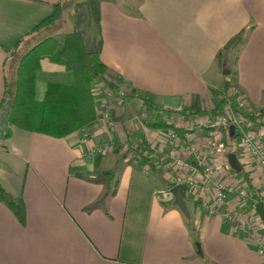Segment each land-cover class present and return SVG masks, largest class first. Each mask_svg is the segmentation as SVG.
Here are the masks:
<instances>
[{
	"label": "crops",
	"instance_id": "0c3cea01",
	"mask_svg": "<svg viewBox=\"0 0 264 264\" xmlns=\"http://www.w3.org/2000/svg\"><path fill=\"white\" fill-rule=\"evenodd\" d=\"M100 1L101 35L89 0H0V183L26 205L22 225L0 201V264H264L249 233L224 216L231 212L247 221L239 194L230 193L212 215L186 185L187 217L174 204L169 185L177 184L178 170L168 157L181 154L188 169L196 165L208 135L204 123L211 118L190 110L217 107L225 91L226 97L242 91L257 112L252 131L263 129L264 0ZM57 3L66 21L56 36L59 44L67 33L80 31L87 50L100 52L108 76H119L120 89L129 91L121 106L106 104L94 91L97 118L86 126L87 140L78 131L54 137L10 126L13 101L4 99L9 53ZM248 26L253 28L246 41L221 65L222 47ZM41 66L39 101L49 79L71 78L58 56L42 59ZM228 80L234 86L226 90ZM106 113L116 131L108 145ZM157 115L195 130L171 140V128L148 125L160 120ZM135 136L153 149L145 152L152 165L124 152V137ZM235 142L222 137L215 178L249 191L244 170L251 191L263 196L264 174ZM229 144L241 172L223 150ZM102 146L105 151L89 153Z\"/></svg>",
	"mask_w": 264,
	"mask_h": 264
},
{
	"label": "trees",
	"instance_id": "16d2710c",
	"mask_svg": "<svg viewBox=\"0 0 264 264\" xmlns=\"http://www.w3.org/2000/svg\"><path fill=\"white\" fill-rule=\"evenodd\" d=\"M101 1L89 0L95 27L101 35ZM66 24L62 15V4L55 5V11L42 22H40L32 32L18 43L9 53L6 61L5 94L4 99L13 101L10 114V126H17L22 129L48 134L54 137H65L75 131L87 133L86 126L97 118V108L95 100V84L103 81L112 90H117L122 84L119 76H108L109 67L102 60L100 52L88 51L84 37L80 31L74 29L64 37L63 44L60 45L56 36ZM253 26L241 29L233 35L218 53L220 64L224 60H229L232 54L239 50L251 32ZM222 53L226 54L223 59ZM58 56L62 59L66 71L70 74L68 80L49 79L47 90L42 100H37V80L41 70V61L46 57ZM234 86L230 80L226 81V90ZM223 92V91H222ZM227 91L223 94L220 105L213 109H191V114L208 113L210 120H214L222 112V104L226 100ZM147 105L153 110H158L157 105L149 98L143 97ZM159 121L148 122L153 128H171L181 138H187V134L195 129H185L178 127L174 123H168L157 115ZM209 130V129H208ZM7 138L10 137V131ZM225 137V136H224ZM237 134L230 136V141L237 140ZM226 140V139H225ZM142 143L137 148V155L131 159H137L144 163H151L145 152H152L150 144L141 139ZM231 149L227 150L229 152ZM231 150L229 152L232 153ZM142 162V163H143ZM142 166V165H141ZM245 181L248 186L251 181L243 170ZM82 176L89 177L84 173ZM170 188L174 186L171 183ZM248 191L250 201L260 202L264 198L253 190ZM0 201L8 205L16 218L22 225L26 224V205L21 196L10 193L0 183Z\"/></svg>",
	"mask_w": 264,
	"mask_h": 264
},
{
	"label": "built area",
	"instance_id": "2783aa9c",
	"mask_svg": "<svg viewBox=\"0 0 264 264\" xmlns=\"http://www.w3.org/2000/svg\"><path fill=\"white\" fill-rule=\"evenodd\" d=\"M121 87V85H120ZM112 90V89H111ZM103 81H98L95 84V94L98 98L110 105H123L125 95L129 91L122 89L112 90ZM223 97V96H222ZM111 101V102H110ZM222 112L217 115L214 120H208L204 123L208 130V135L204 141L203 148L198 156V162L193 168L188 169L186 158L181 154L171 153L168 157L172 160L173 165L177 168L178 174L175 177L177 184L184 183L198 199H203V207L209 214H215L219 207L224 203L230 193H238L242 199L243 207H247L245 217L247 221H241L231 212H225L224 216L237 224V227L249 233V240L256 245L257 251L264 256V216L262 217L257 209L256 201H250L248 191L238 184L231 183L225 179H216V153L222 149V137L230 135V126H235V134L238 135V140L241 143L244 151L252 156L257 166L264 174V118L262 119L263 129L252 131L251 126L254 123V114H257L249 105L246 96L242 91L227 95L224 104H222ZM106 118L108 114L106 113ZM106 129L109 133V139L105 145L112 143L115 139V126L110 120L106 121ZM186 129V128H185ZM191 129V128H190ZM84 140H87L88 133H83ZM178 134L173 130L169 133L171 140L178 139ZM133 137L130 141H124V152L130 156L137 155V148L141 145V139ZM230 139V138H228ZM224 148V147H223ZM225 150V148L223 149ZM105 151V146L91 147L89 153H100ZM187 170L188 173H187ZM264 192V191H263ZM264 198V194L262 196ZM264 203V200H263Z\"/></svg>",
	"mask_w": 264,
	"mask_h": 264
},
{
	"label": "water",
	"instance_id": "95a60500",
	"mask_svg": "<svg viewBox=\"0 0 264 264\" xmlns=\"http://www.w3.org/2000/svg\"><path fill=\"white\" fill-rule=\"evenodd\" d=\"M230 71H227V73ZM230 134L233 136L235 134V126L231 125L230 126ZM229 161L230 165L233 169L236 171H242V166L237 158V155L232 152L229 154ZM186 184L184 183H179L171 187V192L174 195V204L179 207V209L186 215L187 217L190 216L189 210H188V205L185 199V194H186ZM257 209L259 214L263 217L264 216V203L263 201H260L257 203ZM198 248L200 249V244H197Z\"/></svg>",
	"mask_w": 264,
	"mask_h": 264
},
{
	"label": "rangeland",
	"instance_id": "374dc122",
	"mask_svg": "<svg viewBox=\"0 0 264 264\" xmlns=\"http://www.w3.org/2000/svg\"><path fill=\"white\" fill-rule=\"evenodd\" d=\"M235 62L233 61L232 62V64H233V67L235 68V64H234ZM231 66V65H230ZM111 90V89H110ZM112 91V90H111ZM108 131V130H107ZM116 132V131H115ZM109 134V133H108ZM230 136H232L231 134L229 135V136H227L228 138H230ZM139 139V138H138ZM237 140H238V135H237V138H236ZM128 140V137H124V141H127ZM140 140V139H139ZM234 143V142H233ZM235 144V143H234ZM222 146V145H221ZM227 146V145H226ZM232 147V145L231 144H229V146H227L226 148H225V146H224V148H225V150L227 149V150H229V149H232L231 148ZM242 149H243V147H242ZM231 151V150H230ZM229 151V152H230ZM234 153H235V150L233 149L232 150ZM243 152H245L244 151V149H243ZM228 154V153H227ZM229 180H231L230 178H229ZM234 181L233 180H231V183H233ZM236 182V181H235ZM240 183H238L237 185H239ZM189 196H190V191H187V193H186V199H187V201H188V203H190V200H189ZM243 212H245L244 210H242Z\"/></svg>",
	"mask_w": 264,
	"mask_h": 264
}]
</instances>
